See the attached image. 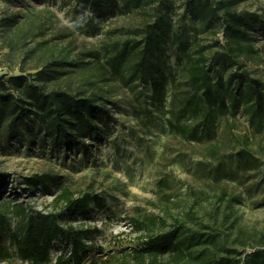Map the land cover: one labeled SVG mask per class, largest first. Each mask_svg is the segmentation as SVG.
<instances>
[{"label": "rangeland", "instance_id": "obj_1", "mask_svg": "<svg viewBox=\"0 0 264 264\" xmlns=\"http://www.w3.org/2000/svg\"><path fill=\"white\" fill-rule=\"evenodd\" d=\"M209 1L220 16L212 27L190 14L188 0H147L131 10L122 0L79 9L77 0H0V79L36 76L59 59L68 62L60 85L97 100L90 129L72 141L34 116L0 126V213L8 219L0 245L15 251L12 233L46 216L47 224L74 227L88 244L83 264L111 254L120 260V250L178 226L194 255L170 254L156 264H217L224 258L243 264L246 254L264 248V109L251 118L249 90L232 76L245 72L263 82L264 92V0ZM233 13L248 21L253 51L230 61L224 19ZM155 20L164 30L163 52L151 58L159 98L152 76L133 71L137 56L120 68L109 59L126 41L142 49L143 25ZM200 48L218 88L234 102L228 98V108L209 120L187 121L185 62ZM180 122L198 135L183 136L172 127ZM62 188L99 200L84 213L68 214L64 202L55 201ZM69 253L68 238L58 234L52 261Z\"/></svg>", "mask_w": 264, "mask_h": 264}, {"label": "trees", "instance_id": "obj_2", "mask_svg": "<svg viewBox=\"0 0 264 264\" xmlns=\"http://www.w3.org/2000/svg\"><path fill=\"white\" fill-rule=\"evenodd\" d=\"M97 0H77L76 8H83L89 3ZM127 9L145 6L147 0H122ZM188 10L198 21L207 27L214 26L219 19V8L215 7L209 0H188ZM225 30L231 35L229 54L226 55L230 61L234 57H242L249 51H253L247 29L248 21L238 14H229L224 19ZM145 36L143 47L139 51L134 50L129 41L122 44L116 53L109 59L114 66L120 68L129 59L134 61L133 71H140L144 78L152 76L151 58L163 52L164 30L160 20L144 23ZM185 62L186 78L190 90V97L183 105L182 113L189 119L209 120L216 110L228 108L227 99L234 102L233 95L227 97L218 88L207 64V57L202 48L196 54H188ZM68 62L54 60L44 65L34 76L30 73L10 75L8 79H0V126L8 123L15 125L18 122L34 116L40 123L47 126L49 130L65 139L79 138L85 136L90 129V123L96 115V101L91 97H82L70 90L63 88L60 84L62 79V68ZM240 85H246L249 92L245 93L247 109L254 120L257 113L264 109V92L259 87L263 82L253 78L245 72H235L232 75ZM152 86L155 97H161L159 82L152 76ZM252 111V112H251ZM183 136L196 137V127L186 123H172ZM242 156L249 153L246 150L240 152ZM33 184L29 182V189L33 190ZM89 194L73 197L67 188H62L56 195L55 201H63L64 208L68 214L84 213L90 203L97 200ZM99 200V199H98ZM52 215V214H51ZM50 216V214H48ZM8 223L6 215L0 213V227ZM137 225V222L135 221ZM182 227L178 226L166 233L156 234L144 242L138 248L122 249L118 253L121 259L117 260L115 254L96 264H156V259L166 257L170 254L184 256L187 253L194 255L190 249V243L182 240ZM63 234L70 242V253L67 257L57 256L56 261L51 259V243L58 235ZM11 241L16 247L11 251L6 245H0V263L18 264L13 258L21 260V264H83L88 254V244L83 240L77 230L70 226L61 227L53 221V225L46 223V216L29 219L24 229L14 231ZM197 243V242H195ZM15 256V257H14ZM248 261V262H246ZM241 260L222 259L217 264H240ZM216 264V263H215ZM243 264H264V248L246 254Z\"/></svg>", "mask_w": 264, "mask_h": 264}]
</instances>
